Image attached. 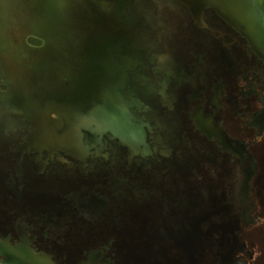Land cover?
Segmentation results:
<instances>
[{
	"label": "rangeland",
	"instance_id": "rangeland-1",
	"mask_svg": "<svg viewBox=\"0 0 264 264\" xmlns=\"http://www.w3.org/2000/svg\"><path fill=\"white\" fill-rule=\"evenodd\" d=\"M255 22L264 43V0H0V164L20 161L35 186L127 168L129 136L146 133L197 157L190 116L219 81L227 106L239 94Z\"/></svg>",
	"mask_w": 264,
	"mask_h": 264
},
{
	"label": "flooded vegetation",
	"instance_id": "flooded-vegetation-1",
	"mask_svg": "<svg viewBox=\"0 0 264 264\" xmlns=\"http://www.w3.org/2000/svg\"><path fill=\"white\" fill-rule=\"evenodd\" d=\"M252 31L258 63L239 94L227 106L219 81L211 111L190 116L208 144L197 157L146 133L129 136L127 168L86 167L35 186L20 161L0 164V264H264V43L258 22Z\"/></svg>",
	"mask_w": 264,
	"mask_h": 264
},
{
	"label": "water",
	"instance_id": "water-1",
	"mask_svg": "<svg viewBox=\"0 0 264 264\" xmlns=\"http://www.w3.org/2000/svg\"><path fill=\"white\" fill-rule=\"evenodd\" d=\"M45 130H49V128H44L43 132ZM49 259H50L49 257H38L37 256L32 261H30V264H53V262L50 261Z\"/></svg>",
	"mask_w": 264,
	"mask_h": 264
},
{
	"label": "bare ground",
	"instance_id": "bare-ground-1",
	"mask_svg": "<svg viewBox=\"0 0 264 264\" xmlns=\"http://www.w3.org/2000/svg\"><path fill=\"white\" fill-rule=\"evenodd\" d=\"M258 31V33H260L261 31H259V30H257Z\"/></svg>",
	"mask_w": 264,
	"mask_h": 264
}]
</instances>
